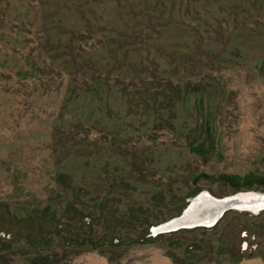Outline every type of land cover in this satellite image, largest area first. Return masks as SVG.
Listing matches in <instances>:
<instances>
[{"label": "rangeland", "instance_id": "rangeland-1", "mask_svg": "<svg viewBox=\"0 0 264 264\" xmlns=\"http://www.w3.org/2000/svg\"><path fill=\"white\" fill-rule=\"evenodd\" d=\"M36 1L67 99L30 144L0 142V264L46 249L70 264L83 239L111 264L131 263L145 258V233L200 194L264 196V0ZM150 73L190 89L155 111L163 98L156 106L140 83ZM223 220L151 245L173 264L264 259V208Z\"/></svg>", "mask_w": 264, "mask_h": 264}, {"label": "crops", "instance_id": "crops-1", "mask_svg": "<svg viewBox=\"0 0 264 264\" xmlns=\"http://www.w3.org/2000/svg\"><path fill=\"white\" fill-rule=\"evenodd\" d=\"M37 3L36 0H0V11L5 4L8 10V13H0V142L16 141L30 144L34 138L29 135V130L36 129L39 120L58 115V100L61 104L66 102L64 100L69 74L61 62H57L59 55H53L50 51L51 46L43 43L45 42L43 31L46 26L42 29L41 22L46 18V13L30 12ZM45 4L46 7H42V10L53 7L51 2L42 1L41 5ZM6 18H9L7 24L3 21ZM61 26L62 23L59 22V27ZM58 38L55 51L63 48V40L61 37ZM14 124H18L19 128L16 132L13 130L10 132ZM29 149V156L32 157L31 151H34V148L29 146ZM4 187L0 181V189L7 188ZM148 247L141 253L145 256L144 259L127 264H173L160 247L151 244H148ZM95 262L111 264V260L96 249L79 251L72 257L70 264ZM198 264H264V259L253 253L242 257L236 263Z\"/></svg>", "mask_w": 264, "mask_h": 264}, {"label": "trees", "instance_id": "trees-1", "mask_svg": "<svg viewBox=\"0 0 264 264\" xmlns=\"http://www.w3.org/2000/svg\"><path fill=\"white\" fill-rule=\"evenodd\" d=\"M218 61H220L219 58H218ZM140 83H143V85L146 87V89L148 91V95L146 96L147 99L152 100L154 104L157 103V100L160 97L163 98L162 101H159V104H161V105L157 106V104H156L157 107H154L155 111H157L158 109L166 108V107H169L172 110L173 105H175L174 103L177 102L179 99L184 98L187 94V91L190 89V85L188 83H184L182 85V83L180 81L174 82L171 79V77H168V79L165 80L163 84L156 85L154 82V76H152V73H150V75H149V77H147V79L140 81ZM158 88H160L161 91H159ZM163 104L164 105L166 104V106L164 107ZM227 211H225V213H223L221 215V217L211 226H195V227H190V228H180V229H177L175 231H179V230L185 231V230H190L192 228L203 229V230H214L219 225H222L224 223L223 219H224V216H225ZM167 233H171V231L159 233L157 235H149L148 232H146L145 233L146 237H144V238L142 237L141 240L152 244V242H153V241H151L152 238L159 237L162 235H166ZM67 238H69L68 235H67ZM80 245L82 246L80 251L83 249H95L92 240L83 239L80 241ZM43 249H45V248H43ZM46 250L38 252L36 255L31 251H27L25 254H29V255L33 254V255H31L32 257L29 259V261H30L29 264H59L57 260L51 259L52 257H50V253H47L48 251L46 252ZM252 254H253V252H250L248 254L237 253L236 255H234L233 259H230V260L227 259L226 261H221V262L236 263L242 257L249 256ZM209 262H211V261H209ZM205 263H208V262H205Z\"/></svg>", "mask_w": 264, "mask_h": 264}, {"label": "water", "instance_id": "water-1", "mask_svg": "<svg viewBox=\"0 0 264 264\" xmlns=\"http://www.w3.org/2000/svg\"><path fill=\"white\" fill-rule=\"evenodd\" d=\"M198 197L194 201H188L181 213L177 216L152 226L149 229L150 235L175 231L180 228L211 226L226 210L238 208L237 205L246 202L238 197L237 194L223 198L208 196L207 198H210L212 201L209 211L205 212L207 209H205V206H202L203 201H198ZM261 208H264V206Z\"/></svg>", "mask_w": 264, "mask_h": 264}, {"label": "bare ground", "instance_id": "bare-ground-1", "mask_svg": "<svg viewBox=\"0 0 264 264\" xmlns=\"http://www.w3.org/2000/svg\"><path fill=\"white\" fill-rule=\"evenodd\" d=\"M237 196L240 197L241 199H243L244 201H246V202H244V203H242L240 205H237L238 209L256 211L257 209H259V208L264 206V196H261V195H258V194L254 195L253 192H241V193H238ZM207 197L208 196H206L204 194L203 195L200 194L199 197H198V201H203L202 202V206H205L206 207L205 209H207L205 212L209 211L210 204H211V201H212V200H210V198H207ZM98 262H100V261H98ZM96 263L97 262H95V264Z\"/></svg>", "mask_w": 264, "mask_h": 264}]
</instances>
